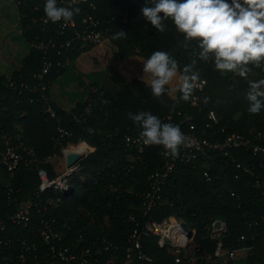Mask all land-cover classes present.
Listing matches in <instances>:
<instances>
[{"label": "trees", "instance_id": "trees-1", "mask_svg": "<svg viewBox=\"0 0 264 264\" xmlns=\"http://www.w3.org/2000/svg\"><path fill=\"white\" fill-rule=\"evenodd\" d=\"M79 1L75 6L80 12L75 19L79 21L84 12L90 11L95 18L107 21L111 32L101 43L81 47L75 42L72 50H61L58 54L56 47L49 51L54 67L41 79L48 97L46 105L38 99L39 85H34L35 88L31 85L39 81L33 79V75L40 72L42 58V52L33 44L37 39L53 37L59 46L66 35L59 34L56 23L47 20L44 0H0V135L19 137L33 149L38 160L37 165L21 167L12 177L0 169V206L5 208L6 185L13 186L16 196L23 201L34 194L39 184L38 166L46 168L50 177L57 174L53 164L42 161L53 153L60 155L61 145L55 140L58 128L63 127L73 136L64 138L62 145L67 141H84L92 150L79 161V168L69 178L73 191L59 194L48 190L38 200L39 208L48 196L60 195L61 203L45 213L47 217H55L58 224L70 225L71 239L80 232L88 236L104 234L125 247L127 235L133 228L129 215L142 219L143 196L140 194L148 189L147 176L163 166L161 146L144 145L139 154L134 145L127 144V135L140 133L130 115L148 111L163 122L178 125L186 135L220 140L238 132L253 142L264 144V139L258 140L250 133L255 129L264 134V110L249 113L245 98L248 81L264 78V65H249L247 78L231 72L221 75L211 60L198 59L196 44L186 42L171 21L165 22L164 32L145 21L139 14L143 0ZM89 3L95 8L91 9ZM119 30L126 32V38L112 39ZM157 50L169 52L181 69L191 65L199 72V81L203 80L204 84L193 91L188 101L174 90L175 81L167 86L168 92L153 96L147 83L127 67L126 60L134 56L145 59ZM66 56L69 57L66 65H56L57 60L64 63ZM102 70L122 79V85L114 93L100 86L93 90L85 83V75ZM11 80H15L16 88L9 87ZM21 80L30 86H20ZM100 92L108 101L106 104L101 102ZM46 106L55 116L45 110ZM86 107L91 108V112L87 113ZM210 110L219 122L206 128ZM73 113L78 120L73 118ZM169 114L171 117L167 118ZM221 126L224 131L220 130ZM231 153L245 161L251 173L240 171L230 157L210 151L209 156L181 164L169 175L162 191L163 200L149 215L157 221L173 216L185 221L189 229L194 230L193 254L199 258L175 263L174 255L160 247L156 237H149L142 240L144 251L153 259L149 264H237L232 259L221 263L214 255L218 242L223 252L244 247V264H264V160L242 148ZM137 154L140 157L132 161L131 157ZM204 169L208 170L211 180L203 176ZM14 209L9 206L5 211ZM39 215L33 209L30 227L37 228ZM215 220L226 225V232L219 238L211 236ZM57 229L65 231L59 226ZM13 234L33 237L41 243L38 233L31 235L26 228H16Z\"/></svg>", "mask_w": 264, "mask_h": 264}, {"label": "built area", "instance_id": "built-area-1", "mask_svg": "<svg viewBox=\"0 0 264 264\" xmlns=\"http://www.w3.org/2000/svg\"><path fill=\"white\" fill-rule=\"evenodd\" d=\"M59 2L63 6H75L80 1L59 0ZM89 7L95 8L92 3H89ZM84 13L79 21L73 17V22L67 25L63 22L56 23L58 33L66 35L59 46H56L53 37L37 39L33 44L36 49L42 52V58L40 72L33 75V79L39 81L31 85L34 88L36 87L34 85H39L41 92L38 99L46 105L48 97L44 93L45 85L41 79L54 67V61L49 51L56 47L58 54L61 50H72L75 42H78L81 47L101 43L108 38L111 32L107 21L95 18L90 11ZM121 21L124 22L125 19H121ZM68 60L69 57L66 56L64 63L57 60L56 65L64 66ZM198 83L200 86L197 89H201L204 81L201 80ZM8 84L9 87L16 88L15 80L9 81ZM20 86L29 87L30 84L21 80ZM102 94L103 92H100L101 102L106 104L108 101ZM193 103L195 104V102ZM45 110L51 116H55L54 111L49 106H46ZM86 111L87 113L91 112V108L86 107ZM72 116L78 120L75 113ZM170 117L171 114L167 116V118ZM207 118L206 128H211L219 122L217 115L212 110L209 111ZM220 130L224 131V126H221ZM90 131L92 130L90 129ZM250 133L258 140L264 139V134L260 131L251 129ZM72 136L71 131L63 127L58 128L55 143L61 145L60 155L53 153L42 162L54 165L58 159L63 164V168L56 175L50 177L46 168L38 166L36 170L39 184L33 195L24 201L20 200L15 194V188L6 185L5 208L0 206V264H30V260H32L31 264H149L153 259L144 251L142 242L144 238L149 237H156V243L174 255L175 263H179L183 259L193 262L197 257L193 253L187 254L186 250L191 237H188V231L182 227L184 221L171 217L157 221L149 215L153 207L163 200L162 191L169 175L181 164L190 163L199 156H209L210 151H216L230 157L236 167L245 173H251V168L246 165L245 161L236 159L231 153L232 150L242 148L254 157L264 160V144L253 142L250 137L238 132L229 134L220 140L209 139L196 134L187 135L189 138L188 146H181L178 155L174 157L161 149L163 166L161 169L149 173L147 176L148 189L140 194L143 196L142 219L129 215L128 220L133 223V228L127 235L125 247H121L104 234L88 236L80 232L74 239H71L69 233L71 226L67 223L58 224L55 217H47L45 213L50 207H56L61 203L60 195L48 196L42 208H39L38 200L46 191L53 190L59 194L64 193L69 185L70 176L79 168V161L92 150L84 141L76 143L67 141L65 145H62L64 138L70 139ZM126 142L129 145H134L139 154L142 153L144 144L139 134L138 136L127 135ZM70 154H78L81 159L69 164L68 157ZM139 154L131 157V160L138 159ZM37 161L33 149L25 145L19 137L13 139L10 135H0V169H4L9 176H14L21 167L37 165ZM202 174L206 180H211L207 169H204ZM256 185H259L257 180ZM9 206H13L15 209L10 212L5 211ZM33 209H36V212L40 214L37 228L30 227L33 220ZM57 226L65 229V231L57 229ZM16 228H26L31 235H35L37 232L41 243L39 244L33 237L21 238L14 235L13 230ZM225 232L226 225L223 221L218 227L212 225V237L219 238ZM244 251L246 249L243 247L223 252L222 244L218 242L214 255L220 258L224 255L234 256L236 253ZM181 252L183 255H180ZM40 253L41 259H39Z\"/></svg>", "mask_w": 264, "mask_h": 264}, {"label": "clouds", "instance_id": "clouds-1", "mask_svg": "<svg viewBox=\"0 0 264 264\" xmlns=\"http://www.w3.org/2000/svg\"><path fill=\"white\" fill-rule=\"evenodd\" d=\"M44 14L52 23L73 22L80 12L78 6H61L59 0H44ZM140 15L159 32L171 21L186 42L198 47L197 57L211 60L221 75L235 73L247 78L249 65H264V0H143ZM126 38L119 30L112 39ZM195 63V61H193ZM141 80L151 93L160 97L174 90L188 101L200 85V74L191 65L182 69L167 51L157 50L142 62ZM247 111L258 114L264 110V78L248 81L245 93ZM140 129V139L146 146L159 145L171 156H177L181 146H188L189 138L180 127L163 122L148 111H139L129 117Z\"/></svg>", "mask_w": 264, "mask_h": 264}, {"label": "rangeland", "instance_id": "rangeland-1", "mask_svg": "<svg viewBox=\"0 0 264 264\" xmlns=\"http://www.w3.org/2000/svg\"><path fill=\"white\" fill-rule=\"evenodd\" d=\"M5 59V58H3ZM143 58L139 57V56H134L128 60H126V65L127 67H129V69H131L132 71H134L139 77L142 76V68H143ZM13 61V60H11ZM16 66H19V63H15ZM10 72V71H9ZM111 74L110 71L108 70H102V71H94L91 72L90 74L85 75L84 81L87 84V86H89V88L96 90L99 87V83L101 81L102 78L108 77ZM113 74V73H112ZM117 86V87H116ZM113 88H118V84H115ZM54 167L56 169L57 172H60L63 168V164L57 159V161L54 163ZM176 218V217H171ZM185 222V221H184ZM192 235L194 233V230L191 231ZM191 241L188 244V248H187V254H192L194 253L193 248H195V243L192 240V236H191ZM246 255V251L244 252H238L236 253V255L234 256H221L219 259H221V263H225L228 259H232L233 261H235L237 264H244V258ZM232 257V258H231ZM199 257L197 256L196 259H198ZM209 257H207L206 259H208Z\"/></svg>", "mask_w": 264, "mask_h": 264}, {"label": "crops", "instance_id": "crops-1", "mask_svg": "<svg viewBox=\"0 0 264 264\" xmlns=\"http://www.w3.org/2000/svg\"><path fill=\"white\" fill-rule=\"evenodd\" d=\"M112 73L108 77L102 78L99 83V86L108 93H114L122 85V79ZM115 84H118V88H113Z\"/></svg>", "mask_w": 264, "mask_h": 264}, {"label": "water", "instance_id": "water-1", "mask_svg": "<svg viewBox=\"0 0 264 264\" xmlns=\"http://www.w3.org/2000/svg\"><path fill=\"white\" fill-rule=\"evenodd\" d=\"M68 158H69V161H70L69 164H72V163L76 162L78 159H81V156L78 155V154H70ZM72 191H73V187L71 185H68V187L64 191V193L65 194H68V193H70ZM221 222H222L221 220H215L212 225H213V227H218ZM182 227L185 230L188 231V237H191L192 236V233H191V230L189 229V227H188V225H187L186 222H183L182 223Z\"/></svg>", "mask_w": 264, "mask_h": 264}]
</instances>
